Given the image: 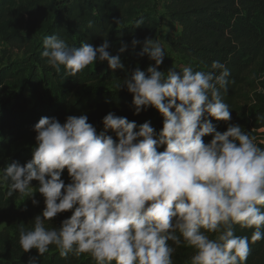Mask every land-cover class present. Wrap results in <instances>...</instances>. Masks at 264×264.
Returning <instances> with one entry per match:
<instances>
[{"label":"clouds","instance_id":"obj_1","mask_svg":"<svg viewBox=\"0 0 264 264\" xmlns=\"http://www.w3.org/2000/svg\"><path fill=\"white\" fill-rule=\"evenodd\" d=\"M131 43H143L141 55L154 64L147 75L139 67L126 70L130 75L117 88L133 94L134 115L158 110L163 127L157 131L151 120L137 125L114 111L102 118L100 131L87 114L69 115L64 123L40 118L32 158L7 164L0 176L8 197L19 193L33 205L39 204L36 191L44 198L32 228H19L22 250L44 256L54 246L62 258L87 254L94 264H174L184 246L193 249L190 264H247L250 243L264 240V148L239 124L221 132L213 123L232 119L221 94L230 70L213 61L207 72L190 66L165 72L159 40ZM109 48L107 39L70 47L52 35L43 39L41 55L75 77L97 61L123 69ZM126 49L122 43L120 51ZM207 135L212 139L205 143ZM65 169L69 183L62 179ZM67 211L72 214L59 227L45 226ZM237 225L251 229L250 238L236 235Z\"/></svg>","mask_w":264,"mask_h":264},{"label":"trees","instance_id":"obj_2","mask_svg":"<svg viewBox=\"0 0 264 264\" xmlns=\"http://www.w3.org/2000/svg\"><path fill=\"white\" fill-rule=\"evenodd\" d=\"M150 5V0H0V35L26 55L25 59L5 64L0 59L1 171L13 161L25 164L32 158L36 146L34 125L45 116L64 123L69 115L87 114L89 122L100 131L102 118L114 111L137 125L151 120L157 131L163 127L158 110L150 108L134 115L133 94L126 87L117 88L130 75L126 70L139 67L147 75L149 64H154L146 54L141 55L143 43L135 48L131 43L134 38L141 42L157 38L160 22L148 11ZM167 9L171 20L181 27L177 37L163 38L174 52L190 59L194 71H210L213 61H220L230 70L227 92L221 89V94L230 106L232 119L225 122L213 118L217 130L226 131L228 123L239 124L253 137L251 128L264 125V94L257 92L264 72V33L256 23L259 16L264 18V0H170ZM138 20L143 21L139 26ZM24 28L27 33L22 32ZM52 35L70 47L82 43L99 46L107 39L110 54L118 55L125 67L113 70L107 61H97L75 77L68 76L63 66L57 72L41 55L43 39ZM122 43L127 44L123 52ZM203 139L208 143L212 136ZM62 179L70 182L67 169ZM38 185V181H32L34 191ZM7 191L8 182L3 181L0 223L16 230L13 235L7 229L0 230V264H94L87 254L62 258L52 246L44 256L36 249L24 252L19 244V228L23 225L31 229L42 210L28 197L17 208L15 202L23 196L16 193L8 197ZM34 198L44 204L38 191ZM63 214L69 217L72 213ZM251 233V229L236 226L238 236L250 238ZM192 252L188 247L177 248L174 264H190ZM247 264H264V240L250 243Z\"/></svg>","mask_w":264,"mask_h":264},{"label":"rangeland","instance_id":"obj_3","mask_svg":"<svg viewBox=\"0 0 264 264\" xmlns=\"http://www.w3.org/2000/svg\"><path fill=\"white\" fill-rule=\"evenodd\" d=\"M170 2V0H150V7L148 9L149 12H151L160 22V26L158 28V36L155 40H159L160 43L163 45L166 51V56L164 58V62L161 65L162 70L167 72L169 68L175 66L177 68L182 69L183 67L190 66L192 67L191 60L188 58H185L176 52L172 50L170 45L163 40L164 37L167 38H175L180 34L181 27L178 23L174 22L171 20L168 9H167V3ZM256 23L259 27V29L264 33V18L259 16L256 20ZM23 33H27V29L24 28ZM26 55L23 50L12 47L10 44H8L0 35V59L2 60V63H6L9 60H16V59H25ZM264 77V72L260 75L259 78V84H261L260 79ZM26 94H30L28 91ZM248 134H250L248 130H245ZM251 136V135H250ZM0 176H2V171L0 169ZM0 184H3V181H0ZM34 191V188H33ZM27 196H23L22 198L18 199L15 202V205L17 208H20L23 204V202L26 200ZM40 208L43 210L45 207L44 204L41 202ZM63 213H60L57 215V217L53 218L52 221H46L45 226L47 228H54V227H59L62 220L67 218ZM7 229L10 234L15 233V227L14 226H9L6 223H0V230ZM55 248L54 246H52ZM56 249V248H55ZM193 254V252H192ZM191 254V255H192ZM189 255V261H190V256Z\"/></svg>","mask_w":264,"mask_h":264},{"label":"built area","instance_id":"obj_4","mask_svg":"<svg viewBox=\"0 0 264 264\" xmlns=\"http://www.w3.org/2000/svg\"><path fill=\"white\" fill-rule=\"evenodd\" d=\"M262 80V81H261ZM261 84H258L257 92L264 94V77L260 79ZM251 130L254 132L255 142L260 145H264V125L260 127H252Z\"/></svg>","mask_w":264,"mask_h":264}]
</instances>
